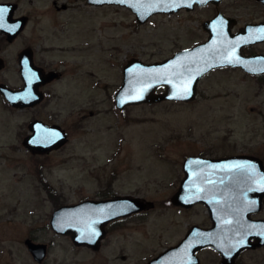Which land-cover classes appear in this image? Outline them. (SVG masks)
<instances>
[{
    "label": "rangeland",
    "instance_id": "obj_1",
    "mask_svg": "<svg viewBox=\"0 0 264 264\" xmlns=\"http://www.w3.org/2000/svg\"><path fill=\"white\" fill-rule=\"evenodd\" d=\"M7 1L17 2L14 14H28L29 22L19 40L4 44L3 76L18 81L16 51L30 41L33 62L45 70L56 68L61 77L46 86V97L33 107H12L0 95V264H30L21 244L28 228L36 226L40 239L50 240L45 225L53 210L92 191L111 170L121 190L136 183L151 196L150 222L136 226L128 245L135 250L134 245L136 256L158 255L176 244L190 222L203 218L197 207L182 211L167 204L186 156L250 153L264 162V75L216 67L198 80L193 99L143 102L124 110L115 104L127 60H162L205 39L201 20L211 8L154 13L140 23L118 3ZM220 7L238 14L241 22L264 17L255 0H227ZM255 48L264 50V44ZM33 118L60 124L68 141L32 154L21 139ZM257 215L264 216V206ZM201 256L213 264L220 259L206 250ZM71 257L79 264H98L84 249L73 250ZM50 258L48 250L46 261ZM232 264H264V245L243 249Z\"/></svg>",
    "mask_w": 264,
    "mask_h": 264
},
{
    "label": "water",
    "instance_id": "obj_2",
    "mask_svg": "<svg viewBox=\"0 0 264 264\" xmlns=\"http://www.w3.org/2000/svg\"><path fill=\"white\" fill-rule=\"evenodd\" d=\"M87 1L125 5L134 12L136 20L140 23L145 22L154 13H172L183 6H191L195 1L203 3L201 0ZM261 1L264 3V0ZM0 7H7L9 10L4 19L6 27H11L12 22L22 25L26 21V16H13L15 3L0 2ZM218 16L205 24L208 36L202 42L179 49L162 60L145 62L138 57H130L123 66V81L115 93L116 106L122 109L126 105L142 102L193 99L201 76L224 65L240 66L252 74L264 71V54L247 56L241 51L245 44L264 40V21L246 24L233 31L230 26L234 20H227L228 24L221 27ZM29 53V48L24 49L19 58L23 85L10 87L0 82V93L12 107L34 106L43 99L39 86L46 80L43 78L42 69L34 65ZM47 73L49 78H52L56 71L49 70ZM158 86H164V89L156 91ZM137 96L140 99H136ZM27 126L29 132L22 137L21 143L32 154L48 153L68 141L66 130L56 122L48 123L40 118H33ZM182 165L185 176L171 195V201L183 205L198 201L206 203L213 225L199 232L196 230L197 226L192 227L178 243L164 249L148 264H160L162 261V264H177L182 246L191 241L194 243L193 249L204 245L216 248L221 256L220 264H232L245 248L264 245V217L251 216L252 212L259 211L262 207V158L250 153L218 157L188 155L183 159ZM238 165L244 167H237ZM81 203L83 202L63 204L54 209L51 224L56 226L63 222L65 215ZM57 229L63 230L59 227ZM73 239L78 243L83 241L82 236L73 235ZM32 251L38 260L42 259L46 254L45 243H34Z\"/></svg>",
    "mask_w": 264,
    "mask_h": 264
},
{
    "label": "flooded vegetation",
    "instance_id": "obj_3",
    "mask_svg": "<svg viewBox=\"0 0 264 264\" xmlns=\"http://www.w3.org/2000/svg\"><path fill=\"white\" fill-rule=\"evenodd\" d=\"M7 0H0V2H4ZM261 6L264 7V3L261 0H255ZM10 2V1H9ZM227 0H218L212 1L207 0L206 2L199 3L195 1L191 6L186 7L183 6L179 11H193L195 9H200L203 7L211 8L209 14L201 20L202 26L205 29V24L210 22L215 16L219 15V25L221 27H225L228 23L227 20L233 19V24L230 28L233 31H237L240 28L244 27L246 24H255L264 21V17L257 19H249L241 22L240 16L238 14H231L225 7H220L221 4ZM15 3V8L13 11V16H26V21L20 25L18 22H12L11 27H6L4 23V28H0V82L8 84L10 87H20L23 85L24 81L20 72V63L19 58L20 54L24 49L29 48L32 60H36V51L31 48L29 42H26L24 46H20V48L16 51V65L15 70L17 71L18 81L16 83H10L4 74L7 66L1 54L2 50H4V44L14 43L15 41L19 40L23 36V33L27 27L29 22V15L28 14H20L15 15L14 12L18 7L17 2ZM90 3V2H89ZM95 5H104V4H111V3H91ZM19 24L21 27L19 29L15 28L14 31H10L9 29L13 28L12 26ZM208 36V31L205 29ZM207 38V37H206ZM205 38V39H206ZM205 39L196 42L195 44L204 41ZM32 44V43H31ZM193 44V45H195ZM264 44V40L257 41L254 43H248L241 47V51L244 55H254V54H264V50L262 48H255L256 45ZM34 65L40 67L43 71V78H45V82L39 86V90L43 94V99L46 97V86L51 84L52 82L56 81L61 77V71L54 69H44V67L37 63L33 62ZM224 67H234L239 71H242L245 74L249 75H264V71L252 74L247 73L242 67L240 66H232V65H224L220 66V68ZM49 70L56 71L55 76L49 78V74L47 73ZM164 89V87H162ZM3 97V95L0 93ZM4 98V97H3ZM42 99V100H43ZM5 100V99H4ZM41 100V101H42ZM6 101V100H5ZM40 101V102H41ZM177 101H186V100H177ZM7 102V101H6ZM39 102V103H40ZM143 103V102H142ZM116 104V103H115ZM131 105V104H130ZM35 106V105H34ZM128 105L124 106L120 110H124ZM33 107V106H28ZM26 107V108H28ZM239 154V153H234ZM195 155H202V154H195ZM205 156V155H204ZM183 162V161H182ZM116 176V171L111 170L108 174V177L105 181H96L97 186L94 187L92 191H84L81 196L74 202L62 203L63 204H77L81 203L77 208H75L72 212H69L65 215V220L60 222L57 227L63 230L59 231L56 226L51 224V217L52 213L49 218V223L45 225L49 228V231L52 235V238L48 241H44L40 239V235L36 233L38 228L34 225H31L28 228V232L23 235L21 238V244L23 251L28 255L30 259V264H79L74 261L71 257V253L73 250L84 249L88 252H91L98 264H148L152 258H154V253H150V251H144L145 247L142 251V254L136 256V248L133 244L132 247L135 249L130 248V244L128 245V241H133L134 232H136V226L140 223L145 225L146 223L150 222V213L153 209L154 202L150 195H147L146 192H142L141 189L138 190L136 183L132 185L131 189L125 191L121 190L120 186H115L114 177ZM185 176V172L183 169V165H181V175L178 176V186L180 185L181 180ZM116 178V177H115ZM145 185V183H144ZM146 186V185H145ZM144 187H140L145 189ZM166 204V203H165ZM167 204L172 205L175 208L180 210H189L194 207H197L199 212L202 213L203 218L201 221L190 222L181 237L177 240L179 242L189 231L192 227L197 226L196 229L198 232L201 229H207L212 227L213 220L211 217L210 209L206 203L202 201L194 202L190 205H183V204H174L171 201V197L168 198ZM59 205V206H61ZM57 206V207H59ZM264 206V196L262 198V207L259 211L252 212L251 216L254 218H263L264 216H258L257 213L262 210ZM56 207V208H57ZM55 208V209H56ZM65 230V231H64ZM73 235L82 236L83 241L78 243L74 241ZM176 242V243H177ZM34 243H45L46 245V254L49 250L51 254V258L49 261H46V254L42 257V259L38 260L32 251V245ZM138 245L141 247L142 242L139 241ZM194 243L189 242V244H185L182 246L181 251L179 252V259L177 264H213L211 262L204 261L201 253L203 251H210L215 254H218L219 257L220 253L216 248L211 245H204L198 248L193 249ZM243 251V250H242ZM241 251V252H242ZM195 257V258H194ZM196 257L198 258L196 260ZM163 261L160 263L162 264ZM220 264L219 261H215V264Z\"/></svg>",
    "mask_w": 264,
    "mask_h": 264
},
{
    "label": "snow or ice",
    "instance_id": "obj_4",
    "mask_svg": "<svg viewBox=\"0 0 264 264\" xmlns=\"http://www.w3.org/2000/svg\"><path fill=\"white\" fill-rule=\"evenodd\" d=\"M201 2H206V0H201ZM8 8L7 7H0V28L4 27V19L5 16L8 13ZM20 25L17 23L16 25L13 26V28L9 29L10 31H14L15 28H18ZM186 92L188 91L187 89L185 90ZM136 99H140L139 96L135 97ZM123 103V101H121ZM237 167H244L243 165H238ZM243 243V241H241Z\"/></svg>",
    "mask_w": 264,
    "mask_h": 264
}]
</instances>
